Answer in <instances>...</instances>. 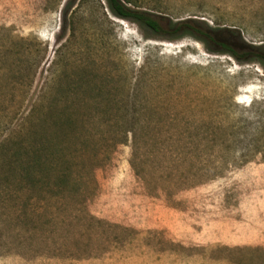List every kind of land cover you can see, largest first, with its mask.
I'll return each mask as SVG.
<instances>
[{"label":"rangeland","instance_id":"1","mask_svg":"<svg viewBox=\"0 0 264 264\" xmlns=\"http://www.w3.org/2000/svg\"><path fill=\"white\" fill-rule=\"evenodd\" d=\"M128 1L164 30L105 0H0V135L46 92L104 154L84 206L0 208V264H264V0ZM185 20L239 58L167 28Z\"/></svg>","mask_w":264,"mask_h":264},{"label":"trees","instance_id":"2","mask_svg":"<svg viewBox=\"0 0 264 264\" xmlns=\"http://www.w3.org/2000/svg\"><path fill=\"white\" fill-rule=\"evenodd\" d=\"M105 2L121 19L143 25L155 33L164 30L162 21L145 11L131 8L128 0ZM167 28L172 31L190 30L189 34L198 35L196 38L205 44L222 47L225 53L239 58L238 51L222 33L201 29L194 21L168 24ZM239 39L244 42L241 36ZM246 47L250 61L264 62L263 45L247 44ZM143 72L144 68L135 80V90L142 84L140 77ZM52 88L50 85L48 92ZM127 91L129 95L131 88L124 92ZM31 103L16 122L6 124L5 132L0 135V208L4 210V217L10 219L17 215L16 219H21L24 212L32 222L36 212L43 210L47 216L55 205L84 206L94 187L91 181L93 173L101 167L104 154L97 150L86 158L90 153H83L91 143L85 133L78 132L77 127L85 129L88 122L80 112L60 107L64 102L48 96L46 92ZM181 178L180 175L167 177L169 184L186 180Z\"/></svg>","mask_w":264,"mask_h":264}]
</instances>
